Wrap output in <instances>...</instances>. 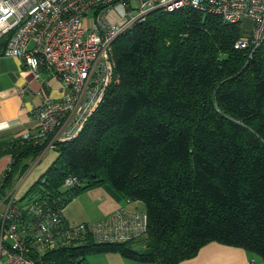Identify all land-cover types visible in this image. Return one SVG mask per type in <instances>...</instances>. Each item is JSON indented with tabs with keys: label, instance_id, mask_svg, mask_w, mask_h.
Segmentation results:
<instances>
[{
	"label": "trees",
	"instance_id": "obj_1",
	"mask_svg": "<svg viewBox=\"0 0 264 264\" xmlns=\"http://www.w3.org/2000/svg\"><path fill=\"white\" fill-rule=\"evenodd\" d=\"M240 35L239 24L183 8L151 12L115 39L120 82L75 138L54 143L55 160L16 202L29 219L23 207L31 202L63 212L73 197L102 186L119 202H141L147 230L124 243L59 248L42 264H88L89 255L107 252L177 264L211 242L264 263V40L253 51L237 49ZM47 141L0 143V157H11L0 201ZM68 176L77 184L64 187Z\"/></svg>",
	"mask_w": 264,
	"mask_h": 264
},
{
	"label": "built area",
	"instance_id": "obj_2",
	"mask_svg": "<svg viewBox=\"0 0 264 264\" xmlns=\"http://www.w3.org/2000/svg\"><path fill=\"white\" fill-rule=\"evenodd\" d=\"M183 8L215 14L232 24L250 20L251 33L238 37L237 49L253 51L264 40V0H135V5L131 0H0L1 55L22 59L36 77L49 71L67 90L60 99L47 97L34 108L37 129L23 139H48L44 152L58 141L75 138L106 89L120 82L112 58L115 39L151 12ZM110 12L118 15L117 21L109 20ZM7 156L4 170L11 162ZM77 182L68 176L63 186ZM17 192L15 185L0 201V264H42L47 253L59 248L88 240L124 243L147 230V214L125 206L98 220L69 224L62 210L36 201L23 207L30 217L22 219Z\"/></svg>",
	"mask_w": 264,
	"mask_h": 264
},
{
	"label": "crops",
	"instance_id": "obj_3",
	"mask_svg": "<svg viewBox=\"0 0 264 264\" xmlns=\"http://www.w3.org/2000/svg\"><path fill=\"white\" fill-rule=\"evenodd\" d=\"M108 18L110 21H117L118 15L110 12ZM1 50L2 48L0 49V143H3L26 133H34L37 129V121L33 115L34 108L39 106L47 97L54 100L60 99L67 90L59 79L49 71L42 70L39 77H36L34 72L25 66L22 59L5 57L1 55ZM47 151L49 150L39 154L38 159ZM56 156L57 153L55 152V155L53 153L48 157L49 160L43 164L39 174H36L33 179L25 184L20 191L21 193L28 189L43 169L48 168ZM8 160L7 155L0 157V177ZM30 171L18 183V190ZM133 204L135 203L121 202L120 205L117 204L112 209V212L119 207H129ZM103 217L105 216L99 219ZM66 219L69 224H75L70 222L67 217ZM250 260H254L257 264L255 257L240 247L211 242L202 247L196 256L177 264H249ZM87 262L88 264H149L125 258L119 253L113 252L91 254L87 257Z\"/></svg>",
	"mask_w": 264,
	"mask_h": 264
},
{
	"label": "rangeland",
	"instance_id": "obj_4",
	"mask_svg": "<svg viewBox=\"0 0 264 264\" xmlns=\"http://www.w3.org/2000/svg\"><path fill=\"white\" fill-rule=\"evenodd\" d=\"M131 2L132 5H135V0H131ZM82 23H83V27L86 28L87 26L86 17H83ZM239 26H240L241 34L249 35L251 33L252 22L250 20L243 21L242 23L239 24ZM55 152L56 151L52 149L47 151L40 159H38L39 158L38 155L34 158H29L26 160L28 164V168L21 176L19 181L16 183V186L25 177L26 173L28 174V171L30 170L31 171L29 172L28 177L24 179V182L22 183L23 185L22 184L20 185L19 190L17 192L18 196L23 195L25 191L21 193L20 191L22 190V188H24L25 184H27L28 181L33 179V177H35L36 174H39V170L41 169L43 164L47 160H49L48 157L51 156L53 153L55 155ZM6 155L7 154H4L3 156ZM46 169L47 168L43 169L42 173L39 176H41L46 171ZM39 176L37 177V179L39 178ZM134 203L135 204L127 208L130 210L133 209L143 210V205L141 202H134ZM117 204L120 205L121 202H117V200H115L114 197L110 193H108L104 187L95 186L73 197L72 200L68 202V204L65 206L64 213L70 222L78 224L81 222H86L91 220L93 221L99 219L102 216L109 215L110 213H112V209L116 207ZM1 211L2 210H0V212ZM131 246L133 248L136 247L139 248L141 247V244L139 242H133L131 243ZM255 259L257 264L258 263L264 264L261 258H259L258 256H255Z\"/></svg>",
	"mask_w": 264,
	"mask_h": 264
}]
</instances>
